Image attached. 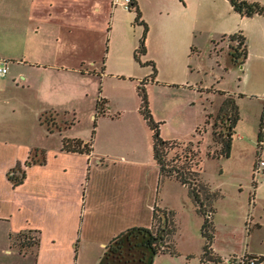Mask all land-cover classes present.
<instances>
[{"label": "rangeland", "instance_id": "1", "mask_svg": "<svg viewBox=\"0 0 264 264\" xmlns=\"http://www.w3.org/2000/svg\"><path fill=\"white\" fill-rule=\"evenodd\" d=\"M159 1L140 0L141 5L138 6L140 19L147 24L145 51L139 55L140 61L135 59L130 46L135 41L139 44L144 33V24L136 20L134 6L127 9L116 5L109 13L107 26L93 32L92 48L76 50L77 56L89 53L95 59L105 57L104 74L83 73L77 86L93 94L91 104L94 111L99 91L114 102L123 100L124 108L119 117L98 116L94 122L84 110L88 102L78 108L81 102L78 97L75 99L77 109L70 110L74 115L66 118L61 115L58 120L56 112L48 110L41 118L47 121L49 127L58 128L67 125L75 116L69 132L86 136L92 132L91 139L97 146L107 150H129L136 157L153 162L151 130L139 113L136 90L138 78L147 76L153 63L159 72L157 78L169 80L172 85L163 86L165 90H161V86L145 84L152 115L161 121L163 138L176 139L182 144L191 141L200 150V177L211 190L217 192L212 202L214 223L220 224L221 228L228 223H237L245 228L251 214L253 219L264 223V173L254 171L256 129L264 113V20L235 13L227 0ZM256 1L264 4V0ZM4 27L2 12L1 38L5 35ZM239 30L246 37L245 57L242 54L238 57L232 55L237 40L227 36L221 38L224 33ZM46 36L40 35L42 38ZM1 45L5 46L2 39ZM51 51L43 50L42 54ZM115 71L124 72V75L113 74ZM128 72L132 75L128 76ZM16 79L20 82L18 77ZM16 79L14 82H17ZM179 84L182 87H199L198 90H191L177 86ZM229 93L236 102L239 114L233 127L230 154L227 157H212L207 155V150L213 149L211 125L220 104ZM27 112L22 119L16 113L8 115L7 125H29L27 130L30 133L33 115ZM199 125L204 128L201 132L196 131ZM220 126L226 128L224 122L216 123V127ZM176 153H180V148H171L167 157L170 159ZM158 189L159 198L164 197L169 202L165 209L172 224L169 234L171 249L153 254L150 264H239L237 257L245 252L237 253L233 249L247 241L243 239L242 244V240H236L237 236H220L215 242L219 247L213 253L216 258L204 260L205 237L201 232L204 216L198 211L188 188L173 176H163ZM157 215L154 231L160 225L162 213L158 211ZM261 233L264 248V224ZM18 237L34 241L36 234L34 231H23ZM147 239V233L137 229L122 232L109 247V256L102 264H147ZM103 255V251L99 255H79L76 263L101 264ZM257 264L264 262L261 260Z\"/></svg>", "mask_w": 264, "mask_h": 264}, {"label": "crops", "instance_id": "2", "mask_svg": "<svg viewBox=\"0 0 264 264\" xmlns=\"http://www.w3.org/2000/svg\"><path fill=\"white\" fill-rule=\"evenodd\" d=\"M135 1L140 7V0ZM118 4L122 5L114 0H0L5 25L4 38L0 37L5 42V46H0V59L7 65V71L0 75V264H77L79 255H99L114 236L127 228L150 227L154 207L169 206L166 198H159L162 176L152 156V135L153 162L148 163L129 150L97 146L91 139L92 132L90 136L69 132L74 122L49 129L41 118L48 110L55 111L58 120L61 115L64 118L74 115L70 110L77 109L78 97L81 100L78 108L88 102L84 110L94 122L98 116L113 118L122 114L123 100L110 99V102L99 91L94 111L93 94L77 86L83 73L104 74L105 57L95 59L89 53L77 56L76 50L92 48L93 32L107 26L109 13ZM252 16L264 20V14L246 17ZM130 46L134 54L138 41ZM43 50L52 53L44 55ZM157 75L156 71L146 85L165 90L163 86L171 83L158 79ZM198 87L182 88L198 90ZM98 96L106 99L101 113L96 109ZM26 112L33 115L30 133L29 125H7L8 115L16 113L22 119ZM162 130L160 124V134L165 137ZM261 132L264 135V126ZM64 137L90 140L92 149L88 153L64 150ZM41 150L45 160L29 164L32 152ZM14 165H20L25 172L17 184L8 176ZM248 220L245 228L237 223L221 228L214 223L213 253L219 249L215 242L220 236H237L236 240H242L243 244L244 239L247 243L233 249L234 252L261 256L264 262L260 240L264 223L253 219L252 214ZM23 231H34L39 236L38 244L26 249L14 244L12 236Z\"/></svg>", "mask_w": 264, "mask_h": 264}, {"label": "trees", "instance_id": "3", "mask_svg": "<svg viewBox=\"0 0 264 264\" xmlns=\"http://www.w3.org/2000/svg\"><path fill=\"white\" fill-rule=\"evenodd\" d=\"M133 6L136 8V20H139L144 24V33L140 38V42L136 49L134 50L135 59L139 60V55L144 53L145 45H144V37L147 31V24L140 19L141 12L138 8V5L135 0H131ZM232 6V8L238 12L240 15L251 16L253 14H264V4L256 1V0H228ZM226 35H222L221 38H224ZM227 37L231 40H237L238 44L235 48V51L232 52L234 57H238L239 55L246 56V37L241 31H236L234 33L228 34ZM140 61V60H139ZM152 69L149 76L142 78L136 86L137 93L139 95V112L142 117L146 121L147 125L151 129L152 132V156L159 167V173L163 176H173L178 179L182 184H185L188 188V192L194 202L198 207V211L203 214V221L201 224V232L205 237V242L202 250V257L204 260L216 258L212 251V240L215 233V225L213 221V199L217 195L216 191L211 190L208 184L201 179L199 173V160H200V150L195 147V145L188 141L185 144L178 142L176 139H165L160 135V120H156L151 112L149 107V101L146 91V82L149 78H153L156 74V67L152 63ZM106 99L102 96H98L96 99V109L98 112L104 111V103ZM239 117L238 109L234 98L229 93L217 111L215 118L211 125V137L213 140L212 146L213 149L207 150V155L212 157H227L230 154L231 144H232V132L235 122ZM44 122L46 120L42 119ZM74 122V117L72 120L67 123L70 124ZM217 122H224L226 128L216 127ZM264 126V113L261 115V120L259 122V129L257 134L256 141L260 139L262 136V129ZM202 125L196 127V131L201 132ZM48 128L51 129V127ZM194 145V146H193ZM198 146V141H197ZM178 147L180 148V153H176L170 159L167 157L169 149ZM62 149L67 151H78V152H90L92 149L91 141H84L79 137H64L62 139ZM40 155V157H37ZM45 160V156L43 150L37 154V151L32 152L30 158L28 159V163L32 162H43ZM24 169L21 168L20 165H14L12 168L8 170V176L12 179L14 184L19 183L24 177ZM160 211L162 213V217H160V225H158L156 231L153 229V225L158 218L157 212ZM170 213V212H169ZM171 220L168 221L166 209H161L158 207H154L153 210V223L150 227L145 226H135L127 228L124 231H131L133 229H137L138 231L146 232L148 235L147 239V249H148V263L150 264L152 260L153 254L158 251L170 250V241L169 234L172 229ZM123 231V232H124ZM22 232L14 234L13 243L16 244L20 249H26L30 246H35L38 244L39 236L36 234V238L34 241H30L29 239H20L18 235H21ZM114 236L106 245L104 255L101 261V264L105 262L106 258L109 256L108 249L111 244L117 240L119 235ZM17 240V241H16ZM248 254V253H247ZM249 255V254H248ZM259 260L256 264L262 260L263 257L258 256Z\"/></svg>", "mask_w": 264, "mask_h": 264}, {"label": "built area", "instance_id": "4", "mask_svg": "<svg viewBox=\"0 0 264 264\" xmlns=\"http://www.w3.org/2000/svg\"><path fill=\"white\" fill-rule=\"evenodd\" d=\"M114 2L115 3L120 2L127 9L133 6L131 0H114ZM6 71H7L6 62L0 59V75L4 74ZM254 171L257 174L260 172L264 173V135H262L257 142L256 157L254 161ZM237 259H239V264H256V262L259 260L258 256L255 257L252 255H248L247 253H243V255L237 257Z\"/></svg>", "mask_w": 264, "mask_h": 264}]
</instances>
